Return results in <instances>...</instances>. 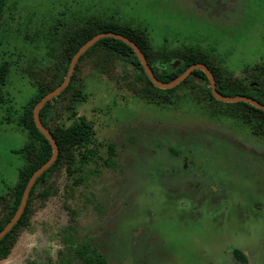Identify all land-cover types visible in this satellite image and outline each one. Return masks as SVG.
<instances>
[{"label": "rangeland", "instance_id": "374dc122", "mask_svg": "<svg viewBox=\"0 0 264 264\" xmlns=\"http://www.w3.org/2000/svg\"><path fill=\"white\" fill-rule=\"evenodd\" d=\"M4 8L0 66L11 67L1 87L8 103L0 104V196L17 182L21 159L12 152L28 141L13 122L34 95L26 63L35 49L28 40L55 18L62 22L58 33L81 15L142 28L154 51L196 48L211 55L226 79L264 90V73L257 70L264 65V0H6ZM134 74L129 63L101 48L80 62L77 85L56 106L60 118L74 105L94 125L103 158L107 144L114 146L113 168L99 166L94 173V165L87 166L78 184L64 169L49 175L46 186L55 194L34 197L28 226L0 264H83L74 256L82 244L96 246L108 264H264V138L227 116L239 104L198 95L204 105L194 107L185 88L174 92L167 108L142 102L147 87L134 82ZM81 88L87 99L77 103L73 96ZM203 106L221 114H204ZM206 163L222 171L225 184ZM205 230L216 237L206 246L223 258H182L203 247ZM229 247L247 262L236 260Z\"/></svg>", "mask_w": 264, "mask_h": 264}, {"label": "trees", "instance_id": "16d2710c", "mask_svg": "<svg viewBox=\"0 0 264 264\" xmlns=\"http://www.w3.org/2000/svg\"><path fill=\"white\" fill-rule=\"evenodd\" d=\"M5 1L6 0H0V19L5 9ZM54 20L55 21L46 28H36L34 30V37L28 40L35 49V52L31 53V55L33 54L32 57L30 55L26 63V73L30 76L29 82L34 88V95L28 100L26 105L21 108L14 119L15 121H13L16 123V127L26 133L28 141L22 148L12 152L21 159V166L16 170L17 182L12 186H7L5 194L0 196V231L14 215L30 176L51 156L52 150L50 144L37 130L33 122V108L44 95L61 84L66 75L70 60L76 51L86 41L99 33H116L135 43L145 56L147 64L151 68L154 76L163 83L174 80L190 65L200 63L211 71L215 79L216 89L223 96L252 97L250 95L253 94L258 97L256 100L264 105L263 89L259 86L251 88L237 79H226L222 76L223 73L220 68L214 66L209 61L208 57L211 56L209 53L192 47L173 52L154 51L146 30L134 27L130 24H122L115 19L113 21L100 18L99 16L81 15L77 17L76 21L69 23L59 33L57 31V26H60V24L62 26V22L58 18ZM96 48H101L102 52L106 53L107 57H115L130 64V67L135 71L132 78L134 82L146 84L147 87L140 96L142 102L167 108L172 104L171 100L173 99L174 92L179 88H185L188 93L187 95L190 97H187L186 101L190 102L194 107L196 106V102L200 101L201 104L204 105L205 98L198 99V95L199 98L202 95H206L213 103L225 105L212 97L208 87V80L205 74L199 70L193 71L178 86L169 90H160L155 88L149 81L138 59L129 46L113 38H104L95 43L78 60L68 87L57 97L47 102L40 111V120L48 129L58 147V158L54 164L38 178L30 192L27 205L21 218L12 230L1 240L0 260L7 258L11 248L15 244L18 232L28 226L29 219L33 213L32 202L34 197L36 196L44 201L55 194L52 187L46 186L49 175L64 169L68 178H72L73 183L78 184L81 182V174L86 170L87 166L94 165V173L98 172L97 168L99 166L105 169L113 168L116 155L114 146L111 143L107 144L105 149L106 156L103 158L100 155V148H102L103 145L96 139L94 125L86 121L84 117L78 116L74 111V105H66L63 110L64 119H62L64 116L60 118V107L58 108L56 106L59 99L77 85V74L80 62L93 50L95 51ZM38 52H41L42 55H39ZM175 61H179V65L176 68L171 65ZM105 62L106 60H104V63ZM10 67V62H4L0 66L1 86L7 83ZM257 70L261 71L263 74L264 65L261 68L257 67ZM99 72L104 73L106 69L103 67ZM1 96L2 92L0 91V104H7L8 101L6 103V100H3ZM73 98L77 103H80L87 99V95L81 88L75 92ZM236 104H239V106H233V110L230 111L232 113L230 115L227 114V116L232 122L234 121V123H239L242 127L244 126L249 133L264 138V111L258 110L248 104ZM200 110H204V114H211L214 116L221 114L216 108L209 109L203 106L200 107ZM6 122L8 124L12 123L10 120L9 122L6 120ZM206 166L218 178L223 177V174H221L222 171H218L214 167V164H207ZM204 203L207 204L206 202ZM205 231L206 235L201 239H203V242L205 241V243L207 242V244L210 245L216 237L213 236L214 232ZM220 235L222 236V233ZM74 241L73 237L67 239V243L69 244L74 243ZM213 243L215 244V242ZM227 251H231L232 256L241 263L247 262L246 256L238 248L229 247ZM212 253L213 252H211L207 246L204 247V249L201 247L194 251L192 258L194 261L202 262L200 258L201 255H205L206 259H209V255H213ZM74 256L81 260L83 264H108L107 260L98 251L96 246L90 249L89 245L82 244L74 249ZM67 262L70 263L71 261Z\"/></svg>", "mask_w": 264, "mask_h": 264}, {"label": "water", "instance_id": "95a60500", "mask_svg": "<svg viewBox=\"0 0 264 264\" xmlns=\"http://www.w3.org/2000/svg\"><path fill=\"white\" fill-rule=\"evenodd\" d=\"M104 38H113L116 40L121 41L122 43L126 44L129 46L136 58L138 59L139 64L141 65L144 73L146 74L147 78L149 81L152 83V85L160 90H169L172 89L176 86H178L181 82L184 81L185 78H187L193 71L199 70L203 72L208 80V87L210 89L212 97L221 103H226V104H236V103H244L251 105L252 107L264 111V105L260 104L258 101L246 97V96H233V97H227L223 96L220 94L217 89H216V84H215V79L211 71L203 64L197 63L190 65L187 69H185L179 76H177L174 80L168 82V83H163L159 81L153 74L151 68L147 64V61L145 59V56L141 52V50L137 47L135 43L127 39L126 37L112 33V32H107V33H99L92 38H90L88 41H86L73 55V57L70 60L66 75L61 82L60 85H58L55 89L44 95L34 106L33 111H32V117H33V122L35 124V127L37 130L44 136V138L48 141V143L51 146V156L50 158L43 163L37 170L33 172V174L30 176L28 182L25 185V188L23 190L22 196L20 198L19 205L10 219V221L3 227V229L0 231V242L1 240L12 230V228L18 223L19 219L21 218L25 207L27 205V201L30 195V192L35 185L36 181L38 178L46 172L57 160L58 158V147L56 145L55 140L51 136L50 132L48 129L42 124L40 120V111L41 109L46 105L47 102L51 101L53 98L57 97L60 93H62L69 85L71 77L73 75L75 66L80 59V57L90 48L92 47L95 43L98 41L104 39ZM174 68L178 67L179 62H176L175 64H172Z\"/></svg>", "mask_w": 264, "mask_h": 264}, {"label": "flooded vegetation", "instance_id": "af4514ba", "mask_svg": "<svg viewBox=\"0 0 264 264\" xmlns=\"http://www.w3.org/2000/svg\"><path fill=\"white\" fill-rule=\"evenodd\" d=\"M176 62H179V61H175L174 63H172V64H175ZM171 64V65H172ZM173 66V65H172ZM4 85H6V84H4ZM2 86L0 85V91H1V88ZM2 92V91H1ZM207 145H209V144H207ZM214 145H215V143H214ZM191 147H193V145H191ZM204 160L206 161V162H210V159H208V158H204ZM207 167V166H206ZM218 178V177H217ZM219 180L220 181H222V182H220L221 184H225V182H224V180H223V177H219ZM225 187V186H224ZM180 201H185V198L184 199H181ZM172 202L176 205L177 204V200H176V198L175 199H173L172 200ZM170 203V200L168 199V203H170V204H173V203ZM174 204H173V206H174ZM205 207H207V206H204V209H205ZM216 209L215 210H218V208L219 207H215ZM225 208H227V207H224V208H219V209H225ZM174 209V208H173ZM172 209V210H173ZM178 209H180L179 207L177 208V210ZM202 209V208H201ZM181 210V209H180ZM178 213H180L179 211H178ZM177 222V221H176ZM176 222H173L172 224H170V225H168V226H170L169 228H167L168 226H166L165 228V231H167V234H170L171 233V225H174V224H176ZM162 234H164V233H162ZM161 234V235H162ZM206 234H204V236H205ZM209 235V234H208ZM148 236H151V234H148ZM163 244V243H162ZM164 245V244H163ZM203 247H202V249H204V247H206V243L204 242V244L202 245ZM163 249H165V248H163ZM165 251H166V249H165ZM223 253L222 254H220V255H215V254H213V256H212V258L211 259H214V260H216V261H219L220 259H222L223 258ZM182 258H184V259H190V258H192V257H189V256H185V257H182ZM200 258H201V261H206V257H205V255H201L200 256ZM191 260H193V259H190V260H188V261H191Z\"/></svg>", "mask_w": 264, "mask_h": 264}]
</instances>
